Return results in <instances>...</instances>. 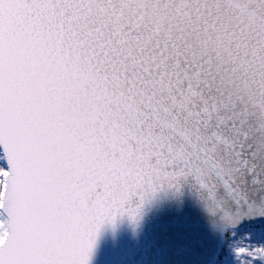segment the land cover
<instances>
[{
	"label": "snow or ice",
	"instance_id": "snow-or-ice-1",
	"mask_svg": "<svg viewBox=\"0 0 264 264\" xmlns=\"http://www.w3.org/2000/svg\"><path fill=\"white\" fill-rule=\"evenodd\" d=\"M186 194L209 264H264V0H0V264Z\"/></svg>",
	"mask_w": 264,
	"mask_h": 264
},
{
	"label": "water",
	"instance_id": "water-1",
	"mask_svg": "<svg viewBox=\"0 0 264 264\" xmlns=\"http://www.w3.org/2000/svg\"><path fill=\"white\" fill-rule=\"evenodd\" d=\"M149 217L140 234L126 226L115 234L106 231L93 264H209L218 241L190 194L181 205H165Z\"/></svg>",
	"mask_w": 264,
	"mask_h": 264
}]
</instances>
